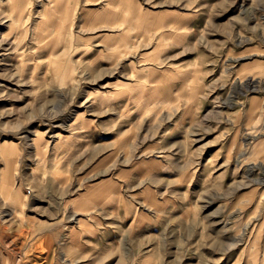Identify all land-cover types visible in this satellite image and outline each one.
Returning <instances> with one entry per match:
<instances>
[{
    "label": "rangeland",
    "instance_id": "rangeland-1",
    "mask_svg": "<svg viewBox=\"0 0 264 264\" xmlns=\"http://www.w3.org/2000/svg\"><path fill=\"white\" fill-rule=\"evenodd\" d=\"M0 264H264V0H0Z\"/></svg>",
    "mask_w": 264,
    "mask_h": 264
},
{
    "label": "bare ground",
    "instance_id": "bare-ground-1",
    "mask_svg": "<svg viewBox=\"0 0 264 264\" xmlns=\"http://www.w3.org/2000/svg\"><path fill=\"white\" fill-rule=\"evenodd\" d=\"M255 79L254 78H252V79H249L248 80V82H246L245 83V85L247 84V85H249V86H254V85H251V83L254 81ZM2 149L5 151V152H8V150H9V145H7V144H3L2 145ZM11 177V176H10ZM9 177V178H10ZM11 180V179H10ZM2 182V181H1ZM13 188H15V187H13ZM10 198V197H9Z\"/></svg>",
    "mask_w": 264,
    "mask_h": 264
},
{
    "label": "water",
    "instance_id": "water-1",
    "mask_svg": "<svg viewBox=\"0 0 264 264\" xmlns=\"http://www.w3.org/2000/svg\"><path fill=\"white\" fill-rule=\"evenodd\" d=\"M246 87H247V88H251V87H255V86H249V85L246 84Z\"/></svg>",
    "mask_w": 264,
    "mask_h": 264
}]
</instances>
